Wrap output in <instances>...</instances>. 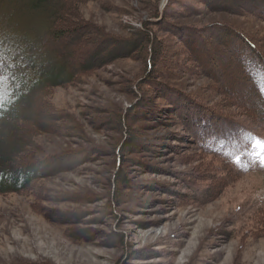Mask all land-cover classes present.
Masks as SVG:
<instances>
[{
    "label": "rangeland",
    "instance_id": "374dc122",
    "mask_svg": "<svg viewBox=\"0 0 264 264\" xmlns=\"http://www.w3.org/2000/svg\"><path fill=\"white\" fill-rule=\"evenodd\" d=\"M197 4L173 0L171 8L191 12L201 7ZM228 8L230 13L225 15L179 21L206 23L221 18L253 41L264 42L261 9L251 3ZM81 10L86 19L115 33H123V26H139L138 19L148 15L139 0H88ZM68 35L55 45L86 57L95 41ZM157 35L177 48L175 35ZM141 68L132 58L117 59L75 84L53 89V105L68 116V124H78L82 131L45 135L44 145L48 150H77L91 142L97 151L68 171L38 180L31 190L0 193V264H264V214L262 221L256 219L264 206V122L253 117L255 106L252 111L230 106L232 102L217 95L207 79L182 72L177 79L184 92L208 103L219 100L231 111L233 123L221 125L222 132L204 144L239 173L227 175L209 157L198 155L193 131L170 111L159 113L155 120L126 117L121 132L96 125L98 117L110 115L115 107L125 109L144 96V87L138 88L139 94H131L132 88L137 90L133 81L144 76ZM152 95L156 103L162 100ZM127 133L146 145L138 143L125 150L122 170L128 185L120 186L115 200L109 195L108 182L115 171L112 150L126 140ZM217 171L223 177H216ZM186 180L195 185L189 189ZM49 209L82 211L76 226L90 231L79 239L70 236L72 224L43 216ZM112 231L122 233L126 244L110 239Z\"/></svg>",
    "mask_w": 264,
    "mask_h": 264
},
{
    "label": "trees",
    "instance_id": "16d2710c",
    "mask_svg": "<svg viewBox=\"0 0 264 264\" xmlns=\"http://www.w3.org/2000/svg\"><path fill=\"white\" fill-rule=\"evenodd\" d=\"M87 1L0 0V193L31 190L38 180L68 171L97 151L91 142L77 150H48L44 145L45 135L82 131L80 125L68 124V116L53 105V89L75 84L82 76L122 58L142 64L144 76L133 81L138 91L132 88L131 94H139L141 87L146 93L125 109L115 107L110 115L95 118L96 125L121 132L126 128V117L155 120L159 113L170 111L180 124L193 131L198 155L209 157L227 175L238 176L227 159L204 145L222 132L221 125L233 123L231 111L219 100L208 103L197 94L184 92L177 79L181 72L195 79H207L217 95L232 102L230 106L249 111L256 108L253 117L264 122V42L253 41L221 18L206 23H183L179 19L225 15L230 13L229 5L239 3H251L264 13V0H195L201 7L196 6L191 12L173 11V0H167L162 8V0H139L148 15L138 19L139 26H123V33L107 31L86 19L81 9ZM159 32L175 35L177 48H171L165 36L158 37ZM65 34H76L83 41L95 43L86 57L79 54L80 58L55 45ZM180 55L185 62L176 60ZM152 94L162 100L156 103ZM125 136L126 140L112 150L115 171L108 182L109 195L115 200L120 186L128 185L122 170L125 150L138 143L146 145L131 134ZM217 173L216 177H223ZM193 181L184 183L191 189ZM107 205L110 208L111 201ZM42 213L49 220L72 224L69 235L76 239L90 231L76 226L83 213L80 210L49 209ZM263 214L264 206L257 211L256 219L262 221ZM108 236L126 244L118 231Z\"/></svg>",
    "mask_w": 264,
    "mask_h": 264
},
{
    "label": "water",
    "instance_id": "95a60500",
    "mask_svg": "<svg viewBox=\"0 0 264 264\" xmlns=\"http://www.w3.org/2000/svg\"><path fill=\"white\" fill-rule=\"evenodd\" d=\"M166 1L167 0H162L161 5H160V8H162L165 5Z\"/></svg>",
    "mask_w": 264,
    "mask_h": 264
},
{
    "label": "snow or ice",
    "instance_id": "6c2138e0",
    "mask_svg": "<svg viewBox=\"0 0 264 264\" xmlns=\"http://www.w3.org/2000/svg\"><path fill=\"white\" fill-rule=\"evenodd\" d=\"M261 164L264 165V159L261 160Z\"/></svg>",
    "mask_w": 264,
    "mask_h": 264
}]
</instances>
